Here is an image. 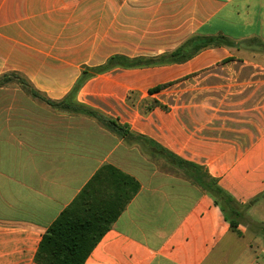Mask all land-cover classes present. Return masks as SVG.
<instances>
[{
  "label": "crops",
  "instance_id": "crops-1",
  "mask_svg": "<svg viewBox=\"0 0 264 264\" xmlns=\"http://www.w3.org/2000/svg\"><path fill=\"white\" fill-rule=\"evenodd\" d=\"M191 41L207 46L161 59ZM113 58L153 64L93 72ZM4 77L0 264H37L43 235L105 166L140 189L86 264H264V0H0ZM69 98L144 139L47 103Z\"/></svg>",
  "mask_w": 264,
  "mask_h": 264
},
{
  "label": "trees",
  "instance_id": "trees-1",
  "mask_svg": "<svg viewBox=\"0 0 264 264\" xmlns=\"http://www.w3.org/2000/svg\"><path fill=\"white\" fill-rule=\"evenodd\" d=\"M220 39L221 43L227 41L223 37ZM190 44L191 46L193 45V51H191L192 53L190 55H187L188 46H185L174 52L170 57L164 56L161 59L185 61L191 58L200 48L207 46L206 43L196 45L192 41L189 42V46ZM145 64H153V60L144 61L139 59L129 61L124 58H113L105 67L95 69L93 72L97 74L116 65L136 67ZM90 76L85 71L84 77L81 79L77 88H75V91ZM10 81H12L11 78H1L0 86ZM25 90L38 97L30 88L25 87ZM47 103L53 108L95 118L104 126L120 133L124 137L136 141L144 139L140 136L137 137L130 134L127 127L121 126L117 122L107 119L89 108L72 102L70 98L67 101L65 100L59 103L48 100ZM157 105L159 104L156 101L150 102L147 110ZM141 143L161 149L153 142ZM165 154L168 158H174L168 152H165ZM179 162L185 164L183 161ZM208 179V191L216 197L217 202L221 204L225 211L227 208L232 207V205H236L221 188L213 183L209 177ZM139 189L140 186L135 179L123 174L114 167H103L43 235L35 256V262L37 264H86L90 254L102 240L103 236L111 229L123 211H125ZM231 224L235 230L237 225L234 222H231ZM261 230L264 235V227Z\"/></svg>",
  "mask_w": 264,
  "mask_h": 264
},
{
  "label": "rangeland",
  "instance_id": "rangeland-1",
  "mask_svg": "<svg viewBox=\"0 0 264 264\" xmlns=\"http://www.w3.org/2000/svg\"><path fill=\"white\" fill-rule=\"evenodd\" d=\"M252 47H257V49H262L261 48V45L260 44H254ZM146 146V145H145ZM147 147H150L147 145ZM151 148V147H150ZM155 156V155H154ZM160 157H158L157 159L161 162V165L162 167H166L168 165V158L166 157V155L164 154H160L159 155ZM162 157V158H161ZM264 203V201H262V204ZM231 208L232 210H236L238 211L242 216H245L246 215V207H243V206H239V205H232V207H229ZM227 213L231 216V217H235L234 213L230 210H227ZM262 227L261 226H255L253 227V231H255L256 233L258 234H262L263 235V232H262Z\"/></svg>",
  "mask_w": 264,
  "mask_h": 264
}]
</instances>
